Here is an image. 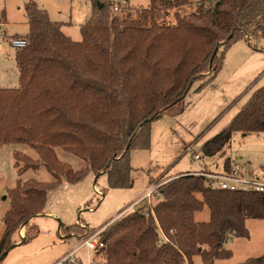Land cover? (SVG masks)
<instances>
[{
    "label": "trees",
    "instance_id": "1",
    "mask_svg": "<svg viewBox=\"0 0 264 264\" xmlns=\"http://www.w3.org/2000/svg\"><path fill=\"white\" fill-rule=\"evenodd\" d=\"M90 1L93 12L81 26L80 42L37 3L25 7L29 33L16 37L27 40L15 54L19 87L0 89V145L30 146L40 160L15 152L19 176L45 167L55 181L19 180L9 190L0 258L16 246L19 230L43 214L48 192L63 181L77 184L93 173L106 175L110 189L131 188V153L150 149L152 123L183 113L193 85L217 77L233 44L264 40V0H197V9L185 15L179 10L193 0H150L148 8L128 13L113 1ZM162 8L175 10V23L160 21ZM237 132L264 133V87L203 145L202 155L223 154ZM57 148L85 168L62 162ZM230 167L227 157L224 168ZM159 193L153 213L128 212L104 231L105 264H194L196 257L215 264L232 258L226 248L231 239L250 238L248 220L264 221V193L212 190L204 178L185 174ZM205 208L210 218L198 222ZM62 228L69 233L79 225ZM38 233L32 226L21 244ZM243 264H264V254Z\"/></svg>",
    "mask_w": 264,
    "mask_h": 264
},
{
    "label": "rangeland",
    "instance_id": "2",
    "mask_svg": "<svg viewBox=\"0 0 264 264\" xmlns=\"http://www.w3.org/2000/svg\"><path fill=\"white\" fill-rule=\"evenodd\" d=\"M31 1L46 10L51 20L69 23L62 28V32L65 30L77 37L75 41L64 33L75 42L82 40L81 25L91 18L93 12L90 0H0V84L10 89L19 87L14 59L16 49L11 46V40L29 30L25 7ZM109 1L116 2L121 9L127 10L125 13L129 12V8H148L150 5V0ZM193 1L194 5L179 10L181 15L190 14L197 9V0ZM160 14V21L175 23V10L162 8ZM262 87L264 40H253L251 44L246 40L236 42L227 51L223 69L217 77L212 82L205 79L193 85L185 98L186 109L183 113H168L152 123L150 149L134 150L131 153L132 156L136 154L131 161L134 168L131 188L110 189L106 175L95 176L93 173L77 184L63 181L59 187L48 192L43 214L18 232L23 237L27 236L28 230L34 226L39 230L37 236L25 244H20L22 240L19 241L20 245L16 244L0 264H56L78 242L102 229L106 230L114 222V217L126 212L134 199L149 186L170 181L173 179L171 176L196 170L200 165L209 163L211 160L205 158L194 163L193 155L202 154L203 145L223 131L252 94ZM190 146H194L193 151L186 152ZM15 152L40 160L38 153L28 145H0V238L5 231L3 218L11 208L9 190L14 189L19 180L33 179L46 184L55 181L45 167L37 171L29 170L19 176L15 167ZM56 152L62 162L70 164L75 170L85 168V163L72 153L61 148H57ZM229 155L250 172L263 176L264 133L247 136L234 133L225 152L216 156L211 164L222 163ZM216 170L220 169L215 167L210 171ZM159 199L160 196L155 198L153 204ZM132 211L134 210L129 212ZM209 216V209L205 208L196 214V219L198 221L204 218L207 221ZM61 223L65 228H74L76 225L79 228L69 233L63 228L59 231ZM247 227L250 238L231 239L228 248L233 252L232 258L216 260L215 264H243L264 254V221L249 220ZM19 234L14 239L19 240ZM79 256L81 260L78 264L89 263L85 251L79 253ZM92 264H105L103 253L94 256ZM194 264H203L201 258L196 257Z\"/></svg>",
    "mask_w": 264,
    "mask_h": 264
},
{
    "label": "built area",
    "instance_id": "3",
    "mask_svg": "<svg viewBox=\"0 0 264 264\" xmlns=\"http://www.w3.org/2000/svg\"><path fill=\"white\" fill-rule=\"evenodd\" d=\"M118 10V7L115 8ZM11 46L15 49H22L27 46V40L22 38H14L11 40ZM194 146L188 147L186 152H192ZM203 155L200 153H195L193 155V162L196 163L201 161ZM185 175H192L200 178H204L206 181V186L212 190L219 191H229V192H256L264 193V175L257 176L254 172H250L246 167L242 166L237 161H231V167L229 170H225L224 165L220 170L210 171V170H198L193 172H187ZM168 182V181H167ZM162 184H153L147 188L142 198L132 204L126 212L118 215L113 221H116L124 214L128 213L132 209L135 210L138 207L143 208L145 212H154L153 200L160 196L159 188L164 185ZM103 197V196H102ZM144 204V207L142 205ZM138 208V209H139ZM60 231V230H59ZM105 229L98 231L92 236L83 239L78 242L60 261L56 264H78L81 260L79 253L85 251L88 257V264H92L93 257L102 254L106 248L104 241L102 240V235ZM162 240L164 242H169V239L161 231ZM185 264H189L188 260L185 261Z\"/></svg>",
    "mask_w": 264,
    "mask_h": 264
},
{
    "label": "crops",
    "instance_id": "4",
    "mask_svg": "<svg viewBox=\"0 0 264 264\" xmlns=\"http://www.w3.org/2000/svg\"><path fill=\"white\" fill-rule=\"evenodd\" d=\"M26 14V13H25ZM26 20H27V17H26ZM53 20V19H52ZM54 22H60V21H56V20H53ZM60 23H63V24H65L64 26H63V28L65 27V26H67V25H69V23H67V22H60ZM85 24V23H84ZM26 25H27V27H28V29H29V25H28V23L26 22ZM83 25V24H82ZM81 25V26H82ZM64 31V33L66 34V35H68L69 37H73V35H71L70 33H68L67 31H65V30H63ZM29 33V30L27 31V33H25V34H21V35H16V36H26L27 34ZM13 37H15V36H13ZM12 37V38H13ZM76 38L77 37H73V39L76 41ZM0 39H2V35H0ZM11 38H9V40H10ZM242 41V40H241ZM15 54H16V51H15ZM15 59V58H14ZM15 63H16V59H15ZM16 69H17V63H16ZM17 74H18V69H17ZM18 77H19V74H18ZM6 85H1L0 84V89H10V88H7V87H5ZM19 86V85H18ZM15 88H18V87H15ZM15 88H12V89H15ZM241 109V108H240ZM240 110H238V112H239ZM238 112L234 115V117L238 114ZM233 117V118H234ZM210 140V139H209ZM137 153V152H136ZM136 155V154H135ZM135 155L134 156H132L131 155V161H132V159L135 157ZM230 159H231V161H237L236 159H234L232 156H228ZM203 158H205V159H209V160H211L209 163H205V164H203V165H200L199 167H198V169H196V170H193V171H198V170H202V169H207V170H212V169H214L215 167H217V169L219 168V169H221L222 168V166L224 165V160L222 161V163H219V162H214V163H212L211 164V162L215 159V157L214 158H206V157H204L203 156ZM238 162V161H237ZM219 166V167H218ZM192 170L191 171H188V172H193ZM187 172H185V173H179V174H177V175H174V176H171V177H173V178H175V177H178V176H180L181 174H186ZM133 174V173H132ZM150 185V181H148V186ZM145 193V192H144ZM143 193V194H144ZM143 194L141 193V195H139L137 198H135L134 199V201H133V204L135 203V202H137L138 200H140L141 198H142V196H143ZM119 215V214H118ZM118 215H116L114 218H116ZM196 218V217H195ZM197 220V219H196ZM209 220V219H208ZM207 220V221H208ZM204 218H200L199 220H198V222H207ZM249 221V220H248ZM247 221V222H248ZM62 224V223H61ZM3 237V236H2ZM2 237L0 238V239H2ZM19 237H20V239L18 240V243H19V241H21L23 238H24V240H25V237L26 236H22V233H20L19 234ZM17 243V244H18ZM226 248L227 249H229L228 248V244H227V246H226ZM216 262V261H215Z\"/></svg>",
    "mask_w": 264,
    "mask_h": 264
},
{
    "label": "water",
    "instance_id": "5",
    "mask_svg": "<svg viewBox=\"0 0 264 264\" xmlns=\"http://www.w3.org/2000/svg\"><path fill=\"white\" fill-rule=\"evenodd\" d=\"M97 182V179L95 180V183ZM62 225V224H61ZM61 225H60V227H59V230L61 229ZM22 242H24V238L22 239ZM21 242V243H22ZM20 243V244H21ZM20 244H18V245H20ZM10 250H8V251H6V252H4L3 253V255L1 256V258H0V263L2 262V260L7 256V254H8V252H9Z\"/></svg>",
    "mask_w": 264,
    "mask_h": 264
}]
</instances>
